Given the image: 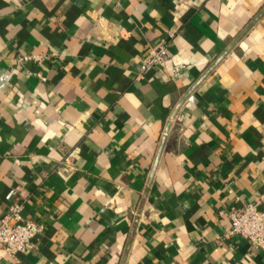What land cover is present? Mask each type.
I'll list each match as a JSON object with an SVG mask.
<instances>
[{
    "label": "crops",
    "instance_id": "crops-1",
    "mask_svg": "<svg viewBox=\"0 0 264 264\" xmlns=\"http://www.w3.org/2000/svg\"><path fill=\"white\" fill-rule=\"evenodd\" d=\"M247 202L264 209V0H0V222L20 204L42 227L0 264H264L229 234Z\"/></svg>",
    "mask_w": 264,
    "mask_h": 264
},
{
    "label": "built area",
    "instance_id": "built-area-1",
    "mask_svg": "<svg viewBox=\"0 0 264 264\" xmlns=\"http://www.w3.org/2000/svg\"><path fill=\"white\" fill-rule=\"evenodd\" d=\"M169 58L166 44L150 48L141 72L154 67H164ZM227 216L231 222L230 235L241 236L248 240L253 248L264 250V209L247 202L241 208L230 209ZM41 229L35 220L23 217L20 204H14L0 222V249L14 256L29 246Z\"/></svg>",
    "mask_w": 264,
    "mask_h": 264
},
{
    "label": "water",
    "instance_id": "water-1",
    "mask_svg": "<svg viewBox=\"0 0 264 264\" xmlns=\"http://www.w3.org/2000/svg\"><path fill=\"white\" fill-rule=\"evenodd\" d=\"M223 56H221L219 58V60L222 58ZM182 105V102H180L179 104H177V106L174 108L166 126H165V129L163 131V134H162V137H161V140H160V144H159V147H158V150H157V153H156V156H155V162H154V168L158 165L159 163V160L162 156V153L164 151V148H165V144H166V140L168 138V135L170 133V130L172 128V125L176 119V116H177V113H178V110L180 108V106Z\"/></svg>",
    "mask_w": 264,
    "mask_h": 264
}]
</instances>
